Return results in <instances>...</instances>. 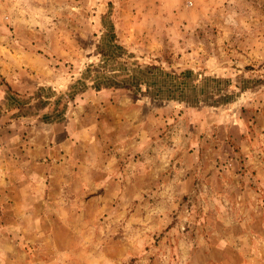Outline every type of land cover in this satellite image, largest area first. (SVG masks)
Instances as JSON below:
<instances>
[{
	"label": "rangeland",
	"instance_id": "rangeland-1",
	"mask_svg": "<svg viewBox=\"0 0 264 264\" xmlns=\"http://www.w3.org/2000/svg\"><path fill=\"white\" fill-rule=\"evenodd\" d=\"M170 1L0 0V264H264V0Z\"/></svg>",
	"mask_w": 264,
	"mask_h": 264
},
{
	"label": "crops",
	"instance_id": "crops-1",
	"mask_svg": "<svg viewBox=\"0 0 264 264\" xmlns=\"http://www.w3.org/2000/svg\"><path fill=\"white\" fill-rule=\"evenodd\" d=\"M172 3H173V1L171 0L168 4H169V6L171 5V7H170V9L172 8H174L173 6H172ZM6 97V92H5V89H4V87L2 86V85H0V101H2V97ZM4 102H6V100L4 101Z\"/></svg>",
	"mask_w": 264,
	"mask_h": 264
}]
</instances>
